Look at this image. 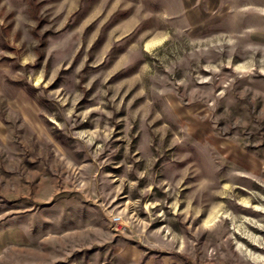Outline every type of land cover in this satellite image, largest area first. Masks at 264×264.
Returning a JSON list of instances; mask_svg holds the SVG:
<instances>
[{"label": "rangeland", "instance_id": "obj_1", "mask_svg": "<svg viewBox=\"0 0 264 264\" xmlns=\"http://www.w3.org/2000/svg\"><path fill=\"white\" fill-rule=\"evenodd\" d=\"M0 264H264V0H0Z\"/></svg>", "mask_w": 264, "mask_h": 264}, {"label": "built area", "instance_id": "obj_2", "mask_svg": "<svg viewBox=\"0 0 264 264\" xmlns=\"http://www.w3.org/2000/svg\"><path fill=\"white\" fill-rule=\"evenodd\" d=\"M120 222V217L119 216H114L111 218V223L112 224H118Z\"/></svg>", "mask_w": 264, "mask_h": 264}]
</instances>
